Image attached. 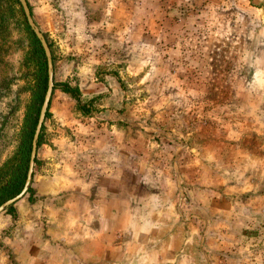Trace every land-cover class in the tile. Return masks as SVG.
Masks as SVG:
<instances>
[{"label": "rangeland", "instance_id": "obj_1", "mask_svg": "<svg viewBox=\"0 0 264 264\" xmlns=\"http://www.w3.org/2000/svg\"><path fill=\"white\" fill-rule=\"evenodd\" d=\"M28 1L53 79L78 96L52 90L31 191L0 212V264L42 244L46 224L19 218L48 215L33 177L60 151L66 182L99 197L77 187L53 209L70 219L64 248L95 246L113 213L105 264L127 251L135 264H264V0ZM20 20L0 45V161L30 105Z\"/></svg>", "mask_w": 264, "mask_h": 264}, {"label": "crops", "instance_id": "obj_2", "mask_svg": "<svg viewBox=\"0 0 264 264\" xmlns=\"http://www.w3.org/2000/svg\"><path fill=\"white\" fill-rule=\"evenodd\" d=\"M33 18L35 19L34 16ZM35 22L38 25L36 19ZM59 139H61L63 141L62 144H64V139L62 137L54 138V142H58ZM57 149H61L60 146L57 147ZM63 152L64 151L54 152L55 154L49 155V157L45 155L40 156L41 158H46V164H48L49 170L46 173L41 172V170H39L40 172H35L33 177L35 180L34 197H36L37 203L44 205L45 208L48 209V215L40 218V220H37L36 222L35 219H32V222L30 220L27 221L28 218L22 216L19 218V222L20 226L21 224L26 226L30 223H32V225H41L45 223L46 229H40L39 227H36L33 231V235H35L37 239L40 237L39 240L42 242V244H38L36 247H34L32 244L33 247L26 253L23 264H105L104 261H106V257L102 251V240L108 242L109 236L104 234V227L102 225H112L109 229V231L112 232V229H114L113 225L116 223V220L113 218V213L110 216H100L97 219L96 223L98 224V227L96 228L95 237L90 243L91 245L92 242L95 241V246H82L80 245L81 242H78V246L74 247V251H71L70 247L67 248L69 249L68 251L63 246V242L66 241H69V244H71L69 228L65 226L66 224L70 223V219L65 216L58 215V212L55 214L53 209H57L58 207L60 208L64 203V198L67 195L66 192L77 187H81V190L89 191L92 198H99L94 194L96 191L92 190L91 187H89L88 190L86 184H76L72 186L70 182H66V175H64L63 172V168L65 167ZM37 154V158L39 159L40 152L38 151ZM65 154L67 155L68 153L65 152ZM18 209H22V205ZM49 211L52 212V214ZM105 229L108 228L106 227ZM75 241L77 245V241L79 240ZM60 242H62L63 247L57 250V248H55L53 245H60ZM119 255L120 257H118ZM119 255L117 257H111L109 261H112L115 264H135L133 253L127 251L126 253L120 252Z\"/></svg>", "mask_w": 264, "mask_h": 264}, {"label": "trees", "instance_id": "obj_3", "mask_svg": "<svg viewBox=\"0 0 264 264\" xmlns=\"http://www.w3.org/2000/svg\"><path fill=\"white\" fill-rule=\"evenodd\" d=\"M26 1L33 17L32 7L29 1ZM14 10H17L21 17L19 24L21 30L24 33L23 40L26 41L27 45L26 50H24L22 60L23 65L27 69V75L26 77L24 75V78L27 80V87L30 94V105L27 107L26 113L24 114L22 123L19 127L17 133V144L13 149H11L9 154L6 155L2 161H0V204L17 195L23 188L29 166L32 139L48 84L47 58L44 49L38 37L28 24L19 0H0V31L2 30L0 36V45H5L8 42L12 28L9 24V21ZM42 33L49 48L51 49L47 34L44 31H42ZM57 87H59L64 92L71 93L75 97L78 96L77 88L71 87L65 82L58 83L55 81V79H53L52 90ZM82 106H84V103H82ZM48 108L49 103L45 113V118L49 114ZM42 127L43 124L41 128ZM41 138L42 136L40 131L37 147L41 143ZM36 161L37 160L35 157L34 164H36ZM30 191L31 187L29 186L26 192L28 193ZM5 210L12 213L14 210V205L10 204L5 208Z\"/></svg>", "mask_w": 264, "mask_h": 264}, {"label": "water", "instance_id": "obj_4", "mask_svg": "<svg viewBox=\"0 0 264 264\" xmlns=\"http://www.w3.org/2000/svg\"><path fill=\"white\" fill-rule=\"evenodd\" d=\"M20 4L23 8L24 14L26 16L27 22L30 25V27L32 28V30L34 31V33L36 34V36L38 37L46 58H47V67H48V84H47V89L44 95V99L40 108V112H39V117H38V121L35 127V131H34V135H33V139H32V147H31V152H30V159H29V166H28V170H27V175H26V179L23 185L22 190L15 195L14 197L7 199L6 201H4L1 205H0V212L6 208L7 206H9L10 204L14 203L16 200H18L19 198H21L24 193L27 191L29 185H30V181L32 178V173H33V167H34V158L36 157V151H37V141H38V136L41 130V126L43 124L44 118H45V113L48 107V103L50 101V97H51V93H52V89H53V63H52V57H51V52H50V48L46 42V39L42 33V31L40 30V28L38 27V25L36 24V22L34 21L27 1L26 0H19Z\"/></svg>", "mask_w": 264, "mask_h": 264}]
</instances>
